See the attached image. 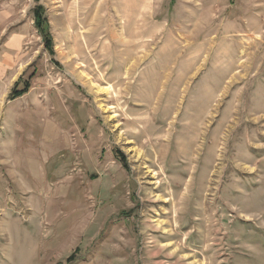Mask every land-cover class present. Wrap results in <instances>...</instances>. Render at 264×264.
<instances>
[{
    "label": "rangeland",
    "instance_id": "obj_1",
    "mask_svg": "<svg viewBox=\"0 0 264 264\" xmlns=\"http://www.w3.org/2000/svg\"><path fill=\"white\" fill-rule=\"evenodd\" d=\"M0 13V264H264V0Z\"/></svg>",
    "mask_w": 264,
    "mask_h": 264
},
{
    "label": "trees",
    "instance_id": "obj_2",
    "mask_svg": "<svg viewBox=\"0 0 264 264\" xmlns=\"http://www.w3.org/2000/svg\"><path fill=\"white\" fill-rule=\"evenodd\" d=\"M41 9H43V7L40 6ZM38 19L40 18V14L41 12H36ZM46 19H44L45 21ZM41 20H38V22L36 23V27H38V29L40 30V33L43 35V33H45V38H46V45H47V49L49 51H53V44L50 42L52 41L48 36H47V29L45 26H43L44 24L40 22ZM31 79V78H30ZM30 79H27V81L24 82L23 86L21 88H19V85L16 84L14 91L12 92V98L11 99H15L19 96H22L23 94H25L29 89V83H30ZM73 258L72 256L68 258V261H71Z\"/></svg>",
    "mask_w": 264,
    "mask_h": 264
},
{
    "label": "crops",
    "instance_id": "obj_3",
    "mask_svg": "<svg viewBox=\"0 0 264 264\" xmlns=\"http://www.w3.org/2000/svg\"><path fill=\"white\" fill-rule=\"evenodd\" d=\"M9 20H10V18H7V16L0 13V23H1L0 32L2 29V24H3V27H5V28H8L10 26V24L8 23Z\"/></svg>",
    "mask_w": 264,
    "mask_h": 264
},
{
    "label": "bare ground",
    "instance_id": "obj_4",
    "mask_svg": "<svg viewBox=\"0 0 264 264\" xmlns=\"http://www.w3.org/2000/svg\"><path fill=\"white\" fill-rule=\"evenodd\" d=\"M159 100V97L158 99ZM161 101V100H160ZM149 102V101H148ZM157 103V102H156ZM148 106V105H147ZM153 109H154V106H153ZM152 110V109H151ZM153 111V110H152ZM142 113V112H141ZM137 114L133 119L132 121L135 122V121H138V120H142V119H147V116L149 115L148 111L144 112L145 115H142V114ZM146 116V117H145ZM154 137V136H153ZM157 143V142H156ZM159 146V145H158Z\"/></svg>",
    "mask_w": 264,
    "mask_h": 264
}]
</instances>
